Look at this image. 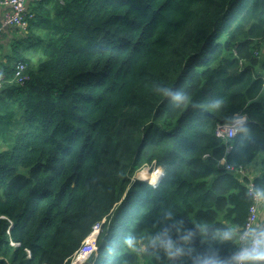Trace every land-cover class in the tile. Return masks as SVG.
<instances>
[{"label": "trees", "instance_id": "trees-1", "mask_svg": "<svg viewBox=\"0 0 264 264\" xmlns=\"http://www.w3.org/2000/svg\"><path fill=\"white\" fill-rule=\"evenodd\" d=\"M32 1L40 58L0 64V264L88 258L103 221L95 264H226L252 196L220 162L262 157L264 193V0Z\"/></svg>", "mask_w": 264, "mask_h": 264}, {"label": "built area", "instance_id": "built-area-1", "mask_svg": "<svg viewBox=\"0 0 264 264\" xmlns=\"http://www.w3.org/2000/svg\"><path fill=\"white\" fill-rule=\"evenodd\" d=\"M29 1L30 0H0V7L4 9L3 27L16 28L21 32H23L24 34H26L29 27V19H32L34 17V15H29L28 12ZM1 33L2 31L0 30V42H1ZM0 56H1V50H0ZM25 70H26V66L24 65V63L20 62L17 65V68L15 69L13 82H16L21 85L27 84L30 81V77L25 74ZM5 82H6V77L0 75V89L3 87ZM241 118L243 119L241 120ZM245 122H247V117L237 116L232 123L218 126L216 134L219 138L230 141L236 138L241 126ZM220 164L225 168L226 171L234 172L238 174L241 179H248L247 187L252 196V206L250 208V215L248 217L247 223L240 234V241L242 243L241 247L244 248L249 243L247 239V234L253 229L261 231V228L259 227V221L262 212V207L264 205V193L256 190L253 183L255 176L253 172L249 169V167L241 165L240 167L236 168L228 164L225 159H223L220 162ZM147 167L149 170L156 169V162H154L150 166L147 165ZM104 222L105 221L93 227V231L91 235L94 233L96 234L93 253L97 252V245H96L97 236L100 233L102 224ZM9 223H10L9 228H11L13 226V223L10 220ZM11 245L18 246L19 244L11 241ZM84 247H86V245ZM83 248H81L80 251H82ZM27 253L29 256L31 255V252L29 250H27Z\"/></svg>", "mask_w": 264, "mask_h": 264}, {"label": "clouds", "instance_id": "clouds-1", "mask_svg": "<svg viewBox=\"0 0 264 264\" xmlns=\"http://www.w3.org/2000/svg\"><path fill=\"white\" fill-rule=\"evenodd\" d=\"M162 94L164 96H169L174 93H172L169 89H163ZM175 95L177 99L183 98L179 94ZM242 119L243 118H241V120ZM247 239L249 242L248 245L244 248L237 249L226 264H264V231L253 229L247 234Z\"/></svg>", "mask_w": 264, "mask_h": 264}, {"label": "crops", "instance_id": "crops-1", "mask_svg": "<svg viewBox=\"0 0 264 264\" xmlns=\"http://www.w3.org/2000/svg\"><path fill=\"white\" fill-rule=\"evenodd\" d=\"M33 1L30 0L28 3V8L30 3ZM3 16H4V9L0 7V30L1 33V42H0V50H1V60L0 64H6L8 62V58H6L9 54H12L10 50L13 48V50L16 48V44L20 43L22 39H25L28 37L27 33L24 34L20 30L16 28H9V27H3ZM18 42V43H17ZM262 157L259 158L258 163L253 164L249 167V169L253 172L255 177H259L262 175V172H260V160ZM264 227V208L260 215V221H259V227Z\"/></svg>", "mask_w": 264, "mask_h": 264}, {"label": "rangeland", "instance_id": "rangeland-1", "mask_svg": "<svg viewBox=\"0 0 264 264\" xmlns=\"http://www.w3.org/2000/svg\"><path fill=\"white\" fill-rule=\"evenodd\" d=\"M27 34H29L28 32H27ZM35 39H37V37H35ZM38 40V39H37ZM18 43V42H17ZM34 42H31V44H28L27 42H20V43H18V44H16V48L13 50V48L10 50V52L12 53V54H14L15 55V58H16V56L17 57H19V58H22V56H26V57H28V58H31L32 59V61L33 62H36L37 61V59H39L40 58V56H41V54H42V50H43V45L42 44H38V45H34L33 44ZM263 97H264V93H263ZM146 169H148V167L146 166L144 169L142 168V170L139 172V173H137L135 176H134V178L133 179H135V180H138V181H140V180H145V179H143V177H142V174L144 173V171L146 170ZM150 171V173H152V172H156L157 173V179H156V181L154 182L153 181V179H148V181H150L151 183H153V184H156L158 181H159V179L162 177V175H163V170H161V169H157L156 168V170L154 169V170H149ZM150 183V184H151ZM263 208H264V205H263V207H262V210H263ZM101 232V231H100ZM100 234V233H99ZM99 234H98V236H99ZM98 236H97V238H98ZM89 241H85V243H84V245L82 246V248L86 245L87 246V243H88ZM97 250H98V248H97ZM94 251V250H93ZM95 251H96V249H95ZM81 252L82 251H80L79 252V254L77 255V256H74V258L72 259V261H71V264H76V263H84L88 258H80L79 256H80V254H81ZM97 253V252H96Z\"/></svg>", "mask_w": 264, "mask_h": 264}, {"label": "water", "instance_id": "water-1", "mask_svg": "<svg viewBox=\"0 0 264 264\" xmlns=\"http://www.w3.org/2000/svg\"><path fill=\"white\" fill-rule=\"evenodd\" d=\"M97 254L98 253H96V252L90 254V256L88 257V259L83 264H95V260H96Z\"/></svg>", "mask_w": 264, "mask_h": 264}]
</instances>
